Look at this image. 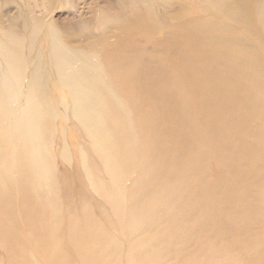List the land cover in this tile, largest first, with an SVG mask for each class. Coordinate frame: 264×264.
<instances>
[{"label": "rangeland", "instance_id": "obj_1", "mask_svg": "<svg viewBox=\"0 0 264 264\" xmlns=\"http://www.w3.org/2000/svg\"><path fill=\"white\" fill-rule=\"evenodd\" d=\"M179 1L183 2L162 0L165 7L162 5L156 9L152 18L158 19L163 13L173 16L178 6L182 5ZM131 2L133 1L0 0V88L5 82L13 83V144L12 148H8L9 155L6 157L4 154L2 163L0 162V264H264V197L261 195L264 194V132L260 131L263 128L259 126L261 119H256V122L252 119L249 121L254 135L252 147H256L251 157L255 166L250 176V190L238 184V181L227 184H233V187L220 188V204L214 200L210 206L212 211H219L218 227L214 228L210 222L213 215L204 218H200L201 215H190L192 221L187 223L184 232L178 237L181 244H177L173 251L164 250L163 252H167L166 256L162 253L161 257L157 247L153 245L154 242H159V230L152 228L156 215L144 211L143 204L148 198L142 191L143 188L140 191L135 190L140 189L139 185L144 184L146 179L137 165L139 159H136L138 168H131L120 180L125 196L131 188L135 190V195L126 201L124 198L125 203H136L138 209L132 215L126 206L124 208L127 213L121 210L122 204L115 198L109 177L107 179L106 173L99 168L98 161H95L96 164L91 162L89 166L92 168L87 167L85 172L84 168L77 167L73 160L69 162L70 158L61 156L71 155L77 158L80 151H86V155H95L94 149L87 145L88 138L82 133L83 125H77L73 121L79 113H75L71 108L74 109L78 103L84 118L90 119L94 114L93 118H96L99 124L94 127L97 136L108 143V139L112 140L113 133H109L110 121L106 115L107 102L104 97L96 95L106 94L108 98L120 95L112 83L111 75L101 66L102 58L92 55L90 51L95 40L119 33L128 19L154 10L155 5L146 9L139 0H134L137 5L135 9V6L130 7ZM194 7L190 9L188 22L199 21L206 16L201 5ZM100 19H105L101 27L97 26ZM155 25L152 42L162 41L172 34L183 32V28L170 18L163 22L155 20ZM254 26L249 25V29L256 32ZM52 39L65 48L63 51L67 55L78 53L85 57V61H80L79 66L80 69L86 67L88 71L84 87L62 85L54 69L48 71L39 67L38 73L35 72L36 64L49 66L48 45L52 46ZM88 45L91 47L86 49ZM30 46L34 48L30 50ZM39 77L47 78L44 90L38 93L41 98L44 94L47 102L35 103L36 113L31 117L39 121L38 128L23 135V121L27 117L28 107V102L24 100L29 92L27 85L30 80L36 81ZM87 85H92V88L86 90ZM75 87L80 88L79 95L73 98L70 96ZM85 94L86 98L81 101V95ZM88 95L92 97L90 101L93 104L88 101ZM0 96V102H6L5 92H1ZM120 101L122 105L117 104L116 107L121 111L125 110L124 113H132L130 103L122 98ZM162 102L171 104L166 99ZM45 104H48L47 108L44 107ZM178 105L181 109L186 107L189 110V105L185 103L178 102ZM87 110L93 113L85 114ZM208 116L212 117L209 114ZM178 131L174 135L178 134ZM105 132L109 135L106 136ZM33 133L35 138L32 137ZM209 138L212 139V136ZM207 139L204 141L207 142ZM216 139L212 143L214 149L205 146L206 153L203 158V173L207 183L213 188L216 185L222 186L225 178L218 165L217 154L222 149ZM245 142L248 144L250 141L245 139ZM36 148L42 150L47 159L45 164L49 166L48 170H45V176L48 177L43 183L38 176H27L25 169H15V166L31 169L29 163L19 161L21 158L25 160L24 156L28 159L36 155ZM20 149L24 153L23 156L17 154ZM11 152L18 164L10 162ZM8 161L13 166L7 167L12 170L5 169L6 165H9ZM244 174L242 171L241 175H236L245 176ZM84 178L95 186L92 193L82 187ZM158 189V185L151 187L153 192H158ZM72 195L74 200L70 201ZM167 199L171 203L176 197L167 196ZM106 200L110 203H106ZM113 200L117 201V204ZM61 201L64 202L60 211L54 213L45 203L57 202V207ZM111 202L117 206L113 211L111 208L106 209L109 206L107 204L112 205ZM185 204L196 209L192 201ZM153 205L159 206L158 203ZM70 210L80 211L81 214L78 217L69 215ZM123 218L129 219L126 221L128 223L138 222H134L125 233L121 229L113 231L101 223L108 219L116 226V222H122ZM181 225L185 226V223ZM141 230L145 232L144 237L151 239L150 245H141V239L144 238ZM170 242L173 245L172 236Z\"/></svg>", "mask_w": 264, "mask_h": 264}, {"label": "bare ground", "instance_id": "obj_2", "mask_svg": "<svg viewBox=\"0 0 264 264\" xmlns=\"http://www.w3.org/2000/svg\"><path fill=\"white\" fill-rule=\"evenodd\" d=\"M132 1L130 7L135 6L136 9L137 5L134 0ZM139 2L145 5L146 9L155 5L154 10L152 9L153 11L148 14L140 13L139 16L136 14L137 18L128 19L119 33L95 40L94 47L90 51L92 55L102 58L101 66L111 75L112 83L120 95L112 98H108L106 94L96 95L104 97L107 102L106 115L110 121L109 133H113L112 140L108 139V143L97 136L94 127L99 124L96 118H93L94 114L90 119L84 118L83 113L81 114V105L78 103L74 109L71 108L75 113H79L73 121L77 125H83L82 133L86 139L88 138L87 145L94 149L95 155L92 152H90L92 155H86V151H80L77 158L71 155L61 154V156L70 158L69 162L73 160L77 167L84 168L85 172L87 167L92 168L89 166L91 162L96 164L95 161H98L99 168L106 173L107 179L109 177L115 198L122 204L121 210H125V213L127 210L124 206L134 215L138 209L136 203L133 201L125 203V201L135 195V190L140 191L143 188L142 191L148 198L143 204L144 211L156 215V219L152 221V228L160 232L158 231L157 234L159 242L156 241L153 245L157 247L161 257L162 253L166 256L167 252H163L164 250L173 251L177 244H181L178 237L184 232L187 223L192 221L190 215H199V217L201 215L200 218L213 215L210 222L213 223L214 228L218 227L219 211H212L210 206L214 200L220 204L218 201L222 192L220 188L232 186L233 184H227L236 181L248 190L251 188L250 176L255 166L251 157L256 147H252L251 141L254 135L249 121L252 119L256 122V119L257 121L261 119L259 126L263 128L260 131L264 132V0H183V2L179 1L181 6L176 4L178 8L173 16L163 13L158 19L152 18L153 12L164 4L162 0H139ZM198 5L203 8L205 18L188 22L190 9ZM169 18L183 28V32L172 34L162 41L152 42L155 20L163 22ZM220 19L223 21L221 22ZM104 23L105 19H100L97 26L101 27ZM251 24L255 25L256 32L249 29ZM48 47L49 66L41 64L44 65L42 67L36 64L35 72L38 73L39 67L48 71L54 69L62 85L84 87L85 75L88 71L86 67L80 69L79 66L80 61L82 63L85 61V57L78 53L67 55L64 53L65 48L54 39L52 46L48 45ZM90 47L91 45H88L86 49ZM33 48L30 46L29 49ZM13 74L16 75L14 71ZM40 77L36 81L30 80L27 85L29 92L24 100L28 102V107L27 117L23 121V135L38 128L39 121L31 117L36 113L35 103L47 102L44 94L42 98L38 95L44 90L47 79L43 78L44 76ZM90 88L92 85H87L86 90ZM79 89L75 87L70 97H77ZM1 92H5L6 95V102L4 100L0 102V162L2 163V156L9 155L8 148L13 144L11 138L13 83L5 82L0 88V95ZM84 98L86 94L81 95V101ZM90 98L92 97L88 95V101ZM120 98L130 103L132 113H124L125 110L121 111L116 107L117 104L122 105ZM163 99L171 104L162 102ZM178 102L189 105V110L186 107L181 109ZM90 103L93 104L92 101ZM44 107L47 108L48 104ZM84 113L93 112L87 110ZM177 131L178 134L174 135ZM105 133L106 136L109 135L108 132ZM211 136L212 139L209 138ZM32 137L35 138L34 133ZM206 138H208L207 142L204 141ZM215 138L222 149L217 154L218 165L225 178L222 186L216 185L213 188L207 183L203 173V158L206 145L214 149L212 143L215 142ZM245 139H249L250 142L247 144ZM17 154L24 155L21 149ZM42 156V150L36 148V155L28 159L24 156L25 160L21 158L19 161V163L26 161L31 165V169L25 168L26 166L24 168L15 166V169H25L24 173L27 176H38L43 183L48 177L45 176V170H48L49 166L45 164L46 156L44 155L43 158ZM136 159H139L138 164ZM10 162L18 164L13 153ZM10 162L8 161L7 164ZM12 164L6 165L5 169L12 170L7 167ZM136 164L145 174L146 179L144 184L139 185L140 189L131 188L125 196L120 185L121 176H125L133 167L138 168ZM242 171L245 172V176H238ZM82 183V187L92 193L95 186L85 178ZM157 185L158 192H153L151 187ZM261 195L264 197V194ZM167 196H175L176 200L169 203ZM69 200L73 201L74 195ZM117 201L114 203L117 204ZM190 201L195 203L196 209L185 204ZM57 202L45 203L54 213L60 211L64 201L56 207ZM107 202L109 201L106 200ZM153 203H158L159 206H154ZM115 204H107L109 206L106 209L111 208L113 211L117 207ZM80 214L77 210L69 211V215L76 217ZM126 221L129 219L123 218L122 222H116V226L108 219L101 223L113 231L121 229L125 233L134 222H138ZM181 223H185V226ZM141 231L144 237V231ZM170 236L174 239L173 245ZM150 243L151 239L146 236L141 239L142 246Z\"/></svg>", "mask_w": 264, "mask_h": 264}]
</instances>
